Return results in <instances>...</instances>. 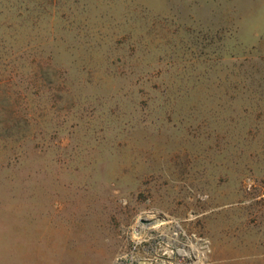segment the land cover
<instances>
[{
    "label": "rangeland",
    "instance_id": "obj_1",
    "mask_svg": "<svg viewBox=\"0 0 264 264\" xmlns=\"http://www.w3.org/2000/svg\"><path fill=\"white\" fill-rule=\"evenodd\" d=\"M0 264H264V0H0Z\"/></svg>",
    "mask_w": 264,
    "mask_h": 264
}]
</instances>
